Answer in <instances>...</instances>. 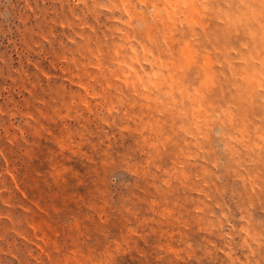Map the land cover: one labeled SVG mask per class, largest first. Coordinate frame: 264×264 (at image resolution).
I'll return each instance as SVG.
<instances>
[{"label":"rangeland","instance_id":"1","mask_svg":"<svg viewBox=\"0 0 264 264\" xmlns=\"http://www.w3.org/2000/svg\"><path fill=\"white\" fill-rule=\"evenodd\" d=\"M0 264H264V0H0Z\"/></svg>","mask_w":264,"mask_h":264}]
</instances>
